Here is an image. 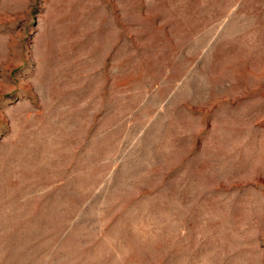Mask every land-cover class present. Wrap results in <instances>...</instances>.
<instances>
[{
  "label": "rangeland",
  "instance_id": "obj_1",
  "mask_svg": "<svg viewBox=\"0 0 264 264\" xmlns=\"http://www.w3.org/2000/svg\"><path fill=\"white\" fill-rule=\"evenodd\" d=\"M0 264H264V0H0Z\"/></svg>",
  "mask_w": 264,
  "mask_h": 264
}]
</instances>
